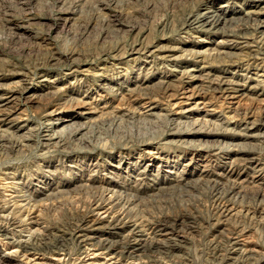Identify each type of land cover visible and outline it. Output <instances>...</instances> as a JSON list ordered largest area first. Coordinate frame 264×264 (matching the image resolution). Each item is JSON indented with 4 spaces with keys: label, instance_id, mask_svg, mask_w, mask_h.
<instances>
[{
    "label": "rangeland",
    "instance_id": "374dc122",
    "mask_svg": "<svg viewBox=\"0 0 264 264\" xmlns=\"http://www.w3.org/2000/svg\"><path fill=\"white\" fill-rule=\"evenodd\" d=\"M207 11L224 23L202 24ZM261 22L264 0H0V95L16 96L20 115L0 123V216L23 223L0 232V255L33 229L56 234L103 217L94 206L104 187L132 200L115 209L145 237L173 238L172 264H264ZM175 86L200 88L204 109L171 104ZM59 96L72 102L46 117ZM67 117L75 124L44 144L48 127ZM22 195L39 224L28 223ZM234 240L244 241L242 255ZM78 247L67 240L27 255L36 264L105 262Z\"/></svg>",
    "mask_w": 264,
    "mask_h": 264
},
{
    "label": "bare ground",
    "instance_id": "6f19581e",
    "mask_svg": "<svg viewBox=\"0 0 264 264\" xmlns=\"http://www.w3.org/2000/svg\"><path fill=\"white\" fill-rule=\"evenodd\" d=\"M199 17H201V19L205 20L202 24H204V23L210 24L211 23L212 25H216V24H220L221 22L224 23V19L221 17V15L220 16L212 15V14L209 15V11L201 14ZM198 21H200V19L195 18L194 22H198ZM263 23L261 22L260 25H258V26L261 27ZM191 24H193V23H191ZM181 82H183V81H181ZM226 82L224 81L223 84ZM185 83H187V82H185ZM228 85H226V87H224L223 85L221 86V88L224 87L222 89V93L224 94V97L226 99H228V101L226 100L227 102L234 101V100L236 102V99L239 98V96L234 94L235 93L234 88H232L231 85L230 86H228ZM199 89H197L196 87L184 88L181 86H177V87L175 86L170 90V92L168 94V99L170 100L171 104H173L174 106H177V107L187 106V105L192 104L191 107L189 106V108H187V109L184 108L185 112H189V111L191 112V110H194L196 108H199L201 110V109H204V105H205L204 102H206V101H204V100L199 101L198 99H196V96H198L197 92H199L198 91ZM240 91H241V89H240ZM18 93H19V95L26 97V96H24V94L26 93V88H20ZM63 99L64 98L62 96H59V98H57V100H56L57 102L52 103V105H51L52 107L47 112L46 117L53 115V116H56V119H57L58 116L62 113V111L66 107H68V105H70V102H72V101H68V100L65 101ZM241 99H242V97H241ZM16 100H17V97L14 96L13 94H10V93L0 95V123L4 122L6 119H9L11 123L15 120L14 114H17L16 113L17 110H16V108H14V105L12 106V103ZM32 100L33 99L31 97L28 99V102H31ZM237 101H239V100H237ZM230 103H232V102H230ZM86 105H88V103L85 100H83L80 102L77 101L71 107L72 108H78L79 106H86ZM228 105H229V103H228ZM263 106H264V104H263ZM146 108H147V106H146ZM85 109L82 112H80V116L84 117V119L87 120L88 114L91 113V111L88 108H85ZM142 111H143V109H142ZM146 113H148V112H146V110H145V114ZM179 113H181V112H179ZM154 114H156V113H154ZM18 115L19 114H17V116ZM146 115H144V116H146ZM201 118H202V116H201ZM195 119L196 118L194 117V121H193L194 124H200L201 125L203 123H207L206 118H205V120L199 119V118L196 120ZM60 122H61L60 125H62L60 128L55 127V126L54 127H52V126L48 127L47 134L43 135L44 136L43 140L45 143L44 142H42V143H44L46 145L57 144L58 143L57 139L59 137L61 138V135H60L61 131L64 128L72 127L75 124L72 117L63 118ZM46 123H45V125H46ZM86 123L87 122L85 121L83 124L82 123H81V125L79 124L80 127L78 126L79 128H77L75 130L76 134L80 130H82L83 128L85 129ZM95 190H97L99 193L101 192V197L95 202L96 206H94V205L93 206L96 210L100 209V211H102L101 213L104 214L103 217H99V216L93 217L91 215L90 216L87 215L88 217L80 218L76 222V224L70 228L69 231H60V233H56V234H47V233L42 232L41 230L33 229V230L29 231V233H28L29 234L28 240L13 239L10 242L12 244V246L14 247V254H1L0 255V264H36L34 262H30L28 259L27 254L29 253V251H31V249L35 250V251L49 252V251H52L57 246H63L64 244H66L67 240H71L74 244L79 246L78 247L79 249L86 248L88 250H91L93 253L96 252L97 253L96 255L103 256L105 262L102 264H105V263H107V264L108 263L109 264H172L173 261L170 263V261H169L170 259H169L168 260L169 262H168L166 257L170 253V248H171L172 243H169V242H171L173 238H170V237L166 238L167 240L166 241L163 240V242H162L161 240L163 238L160 239L161 237H159V239H160L159 241L158 240L155 241V240H152V239L145 237L143 231L139 227L140 224L137 223L138 224L137 225L134 222H131L129 219L127 220L126 218L123 217L121 211H119V210L117 211L115 209V206L120 203V200H122V198L121 199L119 198L120 194L118 193L117 190L108 189V188H104V187L100 188V189H95ZM117 193L119 194V197H117ZM16 201L24 202L22 204L23 207H24V205L27 207V205H29V203L32 201V199H30L29 196L22 195ZM131 202H132V200L127 197L126 202H124V203L128 207L131 205ZM124 203H120L119 205L121 206V204H124ZM22 205H21V207H22ZM30 206H33V205H30ZM30 206H29V208L27 207L28 213L26 214V216H27L26 219L29 220V222H28L29 224L37 225V224H39V222H38L39 220L36 216H32L33 212H30V210L33 207H30ZM111 213H113L112 216L110 215ZM13 215L9 214V215H6L5 217H1L2 215L0 216V222L2 221V224L0 223V232L1 233L3 231H5V228L6 229L12 228V230H13V229L23 227L22 226L23 225L22 220L20 218H19L20 220H18L17 216H15V215L13 216ZM108 215L111 216V217H109V219H108ZM23 221H25V220H23ZM3 222H4V224H3ZM20 230L24 231V229H20ZM164 232H165V230H164ZM154 238H156V237H154ZM156 239H158V238H156ZM238 242L234 240V242L232 244L233 245L232 252L235 253L237 256L239 254L240 255L243 254L240 251L239 247H240V244H242L244 241L242 243L239 242L240 244ZM173 243L175 245V242H173ZM242 249H243V247H242ZM244 249L246 250V248H244ZM60 250H63V249H60ZM245 250H243V251H245ZM244 253H246V252H244ZM233 258H231V259H233ZM22 259H26V261L22 260ZM72 260H74V259H72ZM236 261H238L237 257L234 258L232 264H236ZM184 264H187V262Z\"/></svg>",
    "mask_w": 264,
    "mask_h": 264
}]
</instances>
